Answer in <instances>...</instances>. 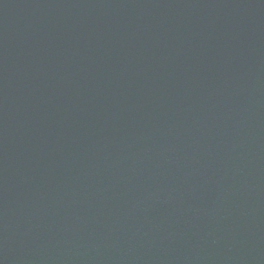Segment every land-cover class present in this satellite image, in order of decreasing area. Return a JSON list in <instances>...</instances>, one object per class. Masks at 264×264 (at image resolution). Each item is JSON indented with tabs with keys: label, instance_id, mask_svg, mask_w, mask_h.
I'll list each match as a JSON object with an SVG mask.
<instances>
[{
	"label": "water",
	"instance_id": "obj_1",
	"mask_svg": "<svg viewBox=\"0 0 264 264\" xmlns=\"http://www.w3.org/2000/svg\"><path fill=\"white\" fill-rule=\"evenodd\" d=\"M0 264H264V0H0Z\"/></svg>",
	"mask_w": 264,
	"mask_h": 264
}]
</instances>
